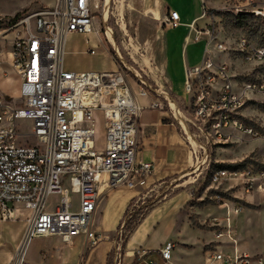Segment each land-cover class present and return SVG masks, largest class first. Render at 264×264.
Listing matches in <instances>:
<instances>
[{
	"label": "built area",
	"instance_id": "obj_1",
	"mask_svg": "<svg viewBox=\"0 0 264 264\" xmlns=\"http://www.w3.org/2000/svg\"><path fill=\"white\" fill-rule=\"evenodd\" d=\"M216 1L236 15L251 11L264 17V0ZM208 3L201 0L198 18L209 20L203 29L197 23L193 29L194 22L183 23L176 10H169L162 20L163 27L186 25L196 41L206 37L201 62L185 72L184 89L193 116L208 140L228 141L237 131L252 151L264 156V136L245 113L253 97L264 96V44L242 37L232 47L219 40L216 16ZM103 4L104 0H55L7 22L0 20V42L10 44L11 64L20 78L19 97L0 92V218L15 219L19 204L29 211L24 240L8 264H53L25 261V246L32 238L56 237L68 245L82 237L85 248L97 245L105 238L93 228L101 187L136 189L153 172L151 162L137 158L139 97L151 94L152 87L139 78L142 84L134 89L122 67L112 71L65 67L67 36L99 35L95 19ZM9 33L12 37L6 38ZM218 53L224 57L218 58ZM230 56H238L249 66L248 72H234L233 62L226 59ZM96 110L104 118L102 149L96 146ZM23 121L30 123V130L19 128ZM191 152L200 160L201 150L192 145ZM210 179L213 184L232 181L231 187L239 188L242 195L264 193V166L242 171L218 168L211 171ZM235 197L218 202L225 211L223 222L222 217L212 218L217 237L228 236L234 243L231 217L243 210L242 197ZM174 247L173 241H167L159 249L162 264H172ZM124 256L117 243L109 264H123ZM212 256L224 264H264L262 256L237 248Z\"/></svg>",
	"mask_w": 264,
	"mask_h": 264
},
{
	"label": "rangeland",
	"instance_id": "obj_2",
	"mask_svg": "<svg viewBox=\"0 0 264 264\" xmlns=\"http://www.w3.org/2000/svg\"><path fill=\"white\" fill-rule=\"evenodd\" d=\"M54 0H0V17L7 22L21 9V14L26 10H36L42 6L52 5ZM208 4L212 9V13L216 16L215 28L219 40H223L226 45L234 47L236 41L244 37L253 43L264 44V17L256 15H236L232 12L222 9V4L216 0H208ZM106 0H104L103 10L97 14L96 26L99 28V35L91 34H70L65 41L66 54L64 61L70 70H81L96 68V71L102 69H112L113 63L118 68L122 67L130 84L134 89L138 90L139 84H142L139 77L131 68L138 71L154 91L166 111L173 118L172 110L168 101L162 96L163 90L171 96V100L178 103L179 108L187 117L183 118L185 123L177 121V124L183 128L187 135L191 138L192 143L197 150H201L199 154L200 160H195V165L187 177L180 182L191 180L186 183V188L192 193L193 199L190 200L185 208L187 223L193 228L207 229L208 225L204 222L209 215L222 214L223 210L215 208L222 199H234L235 196H241L245 207L244 212L257 213L256 210L264 208V193L254 194L250 196L242 195L239 188L231 187L234 182L225 181L222 184H213L210 175L211 171L218 168H225L230 171L244 170L252 168L254 170L264 166V156L259 150H254L247 144V138L240 132L234 131L233 137L228 141H219L211 138L208 140L199 128V122L193 116L192 107L189 105L190 99L185 93L184 77L182 71H178L173 78L174 87L171 88L165 71L163 70V61L172 54L171 46L173 37L175 40H181L189 28L182 27L180 32H173L172 29L163 27L162 20L168 11L165 7L159 5L158 0H112L110 6L105 8ZM25 9V10H24ZM105 10L106 14H105ZM190 20L202 13V5L198 2L189 7ZM20 14V13H19ZM1 20V19H0ZM209 20L207 18L200 19L197 27L203 29ZM107 27L112 30L110 36ZM177 36L180 37L177 38ZM194 37V33L191 34ZM189 43L188 54L192 56H201L204 54L206 37L202 40L195 41L192 39ZM116 42L120 48L126 62L123 63L118 57L113 47ZM178 42V41H177ZM96 48L97 52L91 54L88 49ZM218 58H223L222 53H218ZM231 57V58H230ZM226 57L227 60L233 62V71L236 73L248 72L249 66L242 64L237 56ZM137 72V73H138ZM20 79L15 72L9 73V79L4 75L0 78V90L10 97H19ZM159 91V93L157 92ZM0 91V92H1ZM245 113L248 114L249 121L254 124L264 136V96L256 95L247 104ZM181 115V114H180ZM182 116V115H181ZM95 119L96 140L102 141V128L104 127V118L100 111L93 114ZM179 122V123H178ZM19 128L22 131L31 129L30 123L23 121ZM261 143V141H260ZM202 146V147H200ZM201 148V149H200ZM196 172V173H194ZM106 176V175H105ZM115 191L109 192L100 199V209L94 218L93 228H103L108 226V221L119 213V207L124 201L138 191L127 190L121 187L114 188ZM144 189V187L139 188ZM147 190H144L146 192ZM135 192V193H134ZM248 199V201H243ZM137 197L132 198L130 207L127 209L122 222L117 229L116 226L112 231L111 239H117V243L122 249L126 245L130 233L133 231L141 216L145 213V209L150 205L142 203L143 200L134 202ZM116 204V205H115ZM21 212L20 220L13 224L3 225L5 230L0 236L1 240L11 239L12 233L18 227H23L24 219L28 216L29 211L21 204L17 205ZM210 207V208H209ZM126 208V207H125ZM206 208H209L208 210ZM118 209V211H117ZM125 210V209H124ZM245 217L241 216L240 227L244 232ZM115 225V222L112 223ZM2 225H0L1 227ZM262 227V222L258 225ZM105 236V232H104ZM106 238V237H105ZM256 239V237L254 238ZM177 240V239H175ZM82 237L76 241L77 247H80ZM60 242L56 237H39L32 238L27 245L25 261L37 263L46 256H52L53 251H57ZM77 248L65 247L61 251V255L66 258L71 257ZM89 248H84L83 257L87 255ZM56 257V256H55ZM186 264H204L201 260L189 257L185 260ZM159 264V263H158Z\"/></svg>",
	"mask_w": 264,
	"mask_h": 264
},
{
	"label": "crops",
	"instance_id": "obj_3",
	"mask_svg": "<svg viewBox=\"0 0 264 264\" xmlns=\"http://www.w3.org/2000/svg\"><path fill=\"white\" fill-rule=\"evenodd\" d=\"M197 2L201 4V0H158L159 5L165 7L167 11H178L182 22L185 24L192 22L198 23L200 20L198 18L200 15L193 17L191 20L189 19V7ZM36 10H28V12ZM21 12L20 9L16 14ZM16 14L9 15V17H14ZM0 19L2 18L0 17ZM182 27L188 28L184 24L177 27L166 28L172 29L171 31L173 32H180ZM191 34L192 32H189L188 29L187 33L180 36L182 37L180 42L173 37L171 43V46L174 47L172 49V54L163 61V70L165 71L171 88L174 87L173 78L177 75L178 71H182L185 80L186 70L198 65L203 58V55L189 56V43H191L194 38ZM203 36L204 35H202V38ZM11 37L12 33L6 35V38ZM180 37L177 36L179 39ZM202 38L200 40H202ZM10 50L11 47L9 43L5 41L0 42V78L4 75L9 79L10 72L16 73L11 64ZM65 67L68 68L66 63ZM117 68L118 67L113 63L112 69L102 70L112 71ZM89 70H96V68L77 71ZM1 93L7 95L2 91ZM139 104L141 106V111L137 134V158L141 161L151 162L153 164V172L151 175L147 176L136 189L121 186V188L127 190L138 191V193L129 196L124 201L122 206L119 207V213L108 221V226L105 230H102L103 228L100 227L97 229L103 235L105 232L106 238L102 239L97 245L89 248L85 258L82 254L85 248L83 246V238L80 242V247L75 245L78 237L71 244L66 245L60 243L58 246V248H60H57V251H53L54 254L52 256L48 258L44 256L41 261L51 262L53 264H109L110 253L117 244L116 238L111 239L112 231L115 226L117 229L119 228L127 209L130 207V200L134 197H137L136 200L134 199V202L143 200L142 203L150 205L145 209V213L141 216L139 222L130 233L126 245L122 249V252L125 253L123 264H151V262L162 264L159 249L167 241H173L175 244L172 250V264H186L185 260L189 257L197 258L204 264H224L221 261L213 260V253L231 252L234 248H237L240 252L260 255L264 258V208L256 210V214L253 212H244V208L246 207L244 202L241 201L243 210L239 214H233L231 217V231L235 243L228 236L221 238L217 237L218 227L213 225L212 218L222 217L220 221L223 222L225 216L224 209L218 204L213 207L222 209L223 213L209 215L204 222L205 225H208L206 230L193 228L187 223L185 208L190 200L193 199V195L186 188V183H190L191 180H185V182L180 181L190 175L189 173H191L195 165V158L191 152V140L183 128L177 124L174 113L173 115L175 118L164 109L162 102L156 96L149 94L148 96L139 97ZM95 130L98 131L96 126ZM104 137L105 128L103 127V139L102 141L96 140L97 148H103ZM141 187H144V189L139 190ZM102 188L101 197L107 192L103 191ZM144 190L147 191L144 192ZM113 191H115V189H111L107 193H112ZM254 194L259 193L253 192L246 196ZM243 201L249 202L246 198ZM209 208L206 209L208 210ZM98 211L100 214L103 213L102 209H100V205L95 216ZM20 212L21 210L18 207L15 219L2 220L0 218V225H2L0 227V236H2L5 230L3 225L13 224L22 218ZM242 215L245 217L246 222L244 225V232H242V228L240 227ZM28 216L24 219V226L14 230L11 239L1 240L0 238V264H8L16 256L24 240L28 225L26 220ZM113 222H115V225H112ZM260 222H262L261 228L258 226ZM255 237L256 239H254ZM65 247L77 249L71 257L66 258L64 255H61V251L65 249ZM25 254L26 252L24 253V258Z\"/></svg>",
	"mask_w": 264,
	"mask_h": 264
},
{
	"label": "bare ground",
	"instance_id": "obj_4",
	"mask_svg": "<svg viewBox=\"0 0 264 264\" xmlns=\"http://www.w3.org/2000/svg\"><path fill=\"white\" fill-rule=\"evenodd\" d=\"M111 2H112V0H106V4H105V8L107 9L109 6H110V4H111ZM106 11L107 10H105V14H106ZM200 19V18H199ZM195 22H194V24H193V29H194V26H195ZM107 32H108V34L111 36L112 35V30L110 29V28H108L107 27ZM191 32H193V30L191 31ZM113 47H114V49H115V51L117 52L116 54H117V56L121 59V61L123 62V63H125L126 62V59H125V57L122 55V53H121V51H120V48H119V46L117 45V43L116 42H114L113 43ZM129 68H131L139 77H141L142 79H144L141 75H140V73L138 72V71H136V70H134L132 67H129ZM138 72V73H137ZM157 92L159 93V91L157 90ZM162 96L166 99V100H168L169 101V103H170V106L173 108V110H174V115H175V117H176V119L180 122H182V123H185L184 122V120H183V118L185 117V119H187V117L184 115V113L181 111V109L179 108V106H178V103L174 100H171V96L170 95H168L167 94V92L166 91H164L163 90V92H162ZM182 116H181V115ZM184 116V117H183ZM187 134V133H186ZM188 136V135H187ZM189 137V136H188ZM189 139L191 140V138L189 137ZM191 144L194 146V147H199V146H196V145H194L193 143H192V140H191ZM200 147H202V146H200ZM199 161V160H198ZM197 161V162H198ZM195 167H196V165H195ZM103 187V188H102ZM101 188L103 189V191H107L108 189H107V186L106 185H103ZM101 194H102V191H101ZM27 245H28V243L26 244V246H25V252H26V249H27ZM24 252V253H25Z\"/></svg>",
	"mask_w": 264,
	"mask_h": 264
},
{
	"label": "water",
	"instance_id": "obj_5",
	"mask_svg": "<svg viewBox=\"0 0 264 264\" xmlns=\"http://www.w3.org/2000/svg\"><path fill=\"white\" fill-rule=\"evenodd\" d=\"M241 15H253V12H251V11H244V12H241Z\"/></svg>",
	"mask_w": 264,
	"mask_h": 264
},
{
	"label": "trees",
	"instance_id": "obj_6",
	"mask_svg": "<svg viewBox=\"0 0 264 264\" xmlns=\"http://www.w3.org/2000/svg\"><path fill=\"white\" fill-rule=\"evenodd\" d=\"M19 15V13L18 14H16V16H18ZM0 26H1V21H0Z\"/></svg>",
	"mask_w": 264,
	"mask_h": 264
}]
</instances>
